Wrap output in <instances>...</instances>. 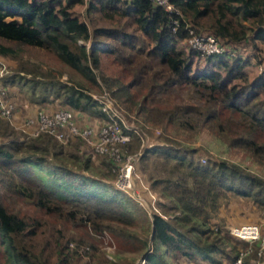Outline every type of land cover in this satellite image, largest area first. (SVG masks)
Here are the masks:
<instances>
[{
    "label": "trees",
    "instance_id": "1",
    "mask_svg": "<svg viewBox=\"0 0 264 264\" xmlns=\"http://www.w3.org/2000/svg\"><path fill=\"white\" fill-rule=\"evenodd\" d=\"M78 1L0 0V59L20 61L12 74L0 77V85L29 89L30 102L41 105L56 100L59 106L55 109L70 107L79 123L78 115L86 114L98 117L99 125L107 117L90 91L107 90L120 108L123 102L136 104L132 87L144 88L143 98L137 103L143 122L160 125L165 121L188 130L202 124L223 144L241 147L264 165V66L260 69L262 60L256 52L259 43L264 44V0H170L177 13H170L151 0H89V22L71 10ZM94 14L115 23L102 25L93 20ZM121 18L127 19L129 31L118 23ZM189 30L214 34L229 51L203 57L194 50L186 51ZM79 40L91 41V45ZM243 43L252 45L249 54L243 52ZM27 49L49 54L70 74L68 79L60 78L62 69L56 72L38 66V71L24 66L23 63L35 65L22 58ZM102 55L127 70L130 81L103 77L102 86L96 73ZM250 65L260 70L252 80L246 70ZM29 73L34 74L27 77ZM181 84L194 87L203 95L204 103L178 104L167 110L156 106L159 93ZM219 106L237 113L243 132L228 133ZM15 133V127L0 117V136L7 137L0 140L1 183L16 187L36 206L71 221L78 219L95 232L106 230L112 237H132L130 227L136 217L130 207V195L113 182L97 177L105 174L98 171L87 152L63 155L67 144L76 150L80 145L86 147L83 139L76 137L61 143L47 133L26 138L25 134ZM257 133L263 135L262 140ZM132 136L133 140L136 135ZM146 151L177 159L191 182L153 181L166 182L163 190L172 189L162 192L171 203V212L150 215V243L149 247L146 243L148 249L141 255L145 264H176L179 257L195 263L234 264L240 248L246 245L238 246L243 241L232 243L227 229L211 225L209 209H215L218 197L226 196L228 191L252 198L264 207V178L225 159L201 163L164 144ZM105 162L110 171L112 163ZM11 163L20 166L17 170L24 181L16 182L12 174L2 169ZM29 165L40 168L42 175L30 170ZM172 167L178 168L177 164ZM29 226L26 218L9 210L0 199V243L7 264H65L71 250L77 251L70 248L71 239L63 243L62 237H57L54 241L58 258L52 260L26 245L25 236L32 232ZM256 247L253 243L252 251L242 257L244 264H258L263 259L257 255Z\"/></svg>",
    "mask_w": 264,
    "mask_h": 264
},
{
    "label": "rangeland",
    "instance_id": "2",
    "mask_svg": "<svg viewBox=\"0 0 264 264\" xmlns=\"http://www.w3.org/2000/svg\"><path fill=\"white\" fill-rule=\"evenodd\" d=\"M87 0H79L76 2L71 10L80 16V18H85L88 22L90 21L88 14L86 15ZM95 22H98L105 26H112L115 21L105 18H99L98 15H92ZM124 29L130 30V24L127 19H118ZM91 24V23H90ZM111 24V25H110ZM93 25L91 24V27ZM207 33V32H204ZM81 44L91 45V41L79 40ZM245 43V42H244ZM242 45L245 50V54H249L252 50V45L246 43ZM260 48L256 50L259 57H261L262 65L264 66V44L259 43ZM251 46V47H250ZM251 48V49H250ZM23 59H29L35 65L25 63L24 66L33 68L34 70H40L38 66L44 68H52L56 72L57 70H63L60 78L62 80H67L70 75L63 68L59 67L57 62L49 54L40 50H30L27 49L22 53ZM21 58V59H22ZM22 59V60H23ZM2 61L7 66V75L12 74L15 67L18 66L20 61L11 59L8 57L2 58ZM257 62V61H256ZM249 73V79L255 78V74L259 73L260 70L253 69L252 67L247 68ZM98 81L103 84V77H117L121 82L128 83L130 81V74L126 70H122L117 64L111 61V57L107 55H102L101 63L99 68L96 69ZM32 74H26L27 77H31ZM37 78H46L45 76L37 75ZM76 78V77H74ZM78 79V78H77ZM10 85V84H9ZM13 89H7L6 97L16 101L13 102L15 105L14 110L18 109V106L24 104V99L29 101V89L21 88L17 85H12ZM146 89L140 87H132L131 94L133 95L132 100L136 103H126L120 106L121 111L128 122V124L136 127L142 138L134 137L127 148L128 152H140L141 156L135 164V172L141 177V181H134L135 191L138 192L143 198V204L138 203L133 197L130 196V207L133 211V215L136 217V223L130 227L132 237L119 238L117 235H112L104 230L101 233L93 231V229L78 219L73 221L62 218L56 215L52 211H46L43 208L36 206L31 199L21 195L16 187L8 188L3 183L0 182V199L3 204L11 211L17 213L19 216L24 217L30 222L29 228L32 229L28 231L25 236V243L30 248L35 251H42L48 255L52 260H55L58 256V248L55 247V239L57 237H62V242L71 239V241L80 248L81 251L70 253L68 263L65 264H136L141 257L143 252H146L150 243V215L152 212H171L169 206L170 201L162 195L171 192V188L165 190L164 187L167 185L166 182H156L153 184L154 180H187L190 184L191 180L186 175V169L180 163H177V159L173 157H165L163 155L154 153L152 151L147 152L146 150L157 144L168 145L177 152L184 153L189 157L201 163H211L214 161H219L222 159L235 162L240 164L246 170H249L253 174L261 176L264 178V165L257 163L246 150L241 147L228 146L223 144L218 138L209 130L206 126L200 124L195 125V129L188 130L183 127L178 126L175 123L165 124V121L160 125L146 123L142 121V115L138 113V105L143 98ZM93 94H100L101 91H90ZM22 96L21 100L20 97ZM30 102V101H29ZM203 104L204 97L200 92L196 91L194 87L187 86L186 84L176 85L169 90L159 93L158 98L155 102L156 106L160 109L167 110L171 109L178 104ZM48 105L52 109L58 107L59 104L56 100L48 102ZM127 107V108H126ZM45 105H38V109H44ZM220 116L222 121L225 123L229 134L237 135L244 131V128L239 124L240 118L237 113L232 112L227 108L219 106ZM23 116V114H21ZM24 117V116H23ZM19 117L15 121H20ZM16 135L24 136L23 133L17 129ZM259 140L263 139V135L257 133ZM25 137V136H24ZM7 137L0 136V140H6ZM78 150L74 148L71 144L64 146L62 152L66 157L68 152H87L91 155L92 161L96 165V168L100 173L105 175H97V177L112 183L115 178V171L111 166L109 171L108 166L105 162L107 158L102 155H98L92 152L89 147L80 145ZM83 151V152H81ZM146 153V154H145ZM145 154V155H143ZM56 161V160H55ZM177 164L178 168L174 169L172 166ZM71 167V165H69ZM20 166L16 164H7L2 167L8 173L12 174L16 182L24 181L23 176L17 170ZM30 170H32L37 175H42L39 172L40 168L29 165ZM73 169L74 166H73ZM218 206L215 209H209L211 213L210 224L217 225L223 229L228 230V235L231 238L232 243H236L230 233L229 228L242 224L245 222H261L264 220V207L257 204L249 197H241L233 192L228 191L226 196L218 197ZM163 203V207L161 204ZM33 225V226H32ZM240 242V241H239ZM148 244V247L146 246ZM246 244L240 242L238 246H245ZM147 247V248H146ZM111 255V258L109 257ZM176 264H207L203 262L195 263L188 262L184 258H177ZM0 264H7V260L4 252H2V244L0 243Z\"/></svg>",
    "mask_w": 264,
    "mask_h": 264
},
{
    "label": "built area",
    "instance_id": "3",
    "mask_svg": "<svg viewBox=\"0 0 264 264\" xmlns=\"http://www.w3.org/2000/svg\"><path fill=\"white\" fill-rule=\"evenodd\" d=\"M151 2L170 13H177L170 0H151ZM184 48L186 51L194 50L202 57L229 51V48L214 34H196L192 30H189V37L186 39ZM5 73H7V66L0 59V77ZM6 92L7 89L0 85V117L6 118L25 134V138L47 133L57 141L67 143L80 137L93 153L105 156L112 163V169L115 171L114 186L143 204V198L134 188V181H141V177L135 172V164L141 153L128 152L127 148L132 141L133 133L142 140L144 137L136 127L128 124L121 108L116 105L107 90H103L98 95L91 93L107 117L96 128L91 125H81L75 111L70 107H59L53 111L37 109L35 115L22 117L15 124V105L12 99L6 97ZM229 233L234 239L246 244L245 247L240 248L239 256L234 264H244L242 257L252 251L253 243L257 245V255L263 257L258 264H264V220L234 225L229 228ZM70 248L81 251L73 242L70 243ZM109 257L111 258V255ZM137 263L145 264V259L140 257Z\"/></svg>",
    "mask_w": 264,
    "mask_h": 264
},
{
    "label": "crops",
    "instance_id": "4",
    "mask_svg": "<svg viewBox=\"0 0 264 264\" xmlns=\"http://www.w3.org/2000/svg\"><path fill=\"white\" fill-rule=\"evenodd\" d=\"M248 67H252L253 69H255V67L253 65H250ZM247 68H246V70H247ZM247 72H248V70H247ZM7 87L11 90L13 89L12 85H8ZM21 98H22V96L20 97V100H21ZM12 101L16 103L15 100L12 99ZM43 105H45L46 110H52L50 105H48V104H43ZM37 109H38V104L33 103V102H29L26 99H24V104L22 106H18V109L15 111L14 123L16 124L18 122V121L16 122L15 120L18 119L19 117L22 118L23 116L25 117V116L35 115ZM21 114H23V116H21ZM78 116H79L80 123L82 125H91L94 128H96L101 123L100 119L98 117H93V116H89L86 114L85 115L79 114Z\"/></svg>",
    "mask_w": 264,
    "mask_h": 264
}]
</instances>
